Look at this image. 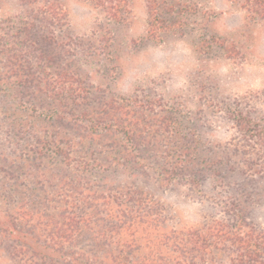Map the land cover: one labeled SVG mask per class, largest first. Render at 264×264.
I'll return each mask as SVG.
<instances>
[{"label":"rangeland","instance_id":"obj_1","mask_svg":"<svg viewBox=\"0 0 264 264\" xmlns=\"http://www.w3.org/2000/svg\"><path fill=\"white\" fill-rule=\"evenodd\" d=\"M250 1L116 0L113 19L96 0H0V221L19 244L34 252L16 208L54 214L60 188L82 182L40 142L171 228H264V19ZM18 246L2 240L0 264H21Z\"/></svg>","mask_w":264,"mask_h":264},{"label":"trees","instance_id":"obj_2","mask_svg":"<svg viewBox=\"0 0 264 264\" xmlns=\"http://www.w3.org/2000/svg\"><path fill=\"white\" fill-rule=\"evenodd\" d=\"M96 1L101 6L113 5L110 16L118 18L116 0ZM250 3L264 19V0ZM52 7L47 6L48 13ZM129 143L135 144L132 138ZM40 146L52 149L67 172H78L84 182L60 188V196L64 193L65 197L54 214L15 209L12 224L34 221V252L31 245L19 244L20 231L0 221V242L8 239L19 245L13 255L21 264H264V228L240 216L171 228L159 206L142 194L130 189L99 190L85 182V176L94 171L87 162L66 156L67 146L49 142ZM95 172L102 175L104 170L99 166ZM85 239L96 251L77 248Z\"/></svg>","mask_w":264,"mask_h":264}]
</instances>
